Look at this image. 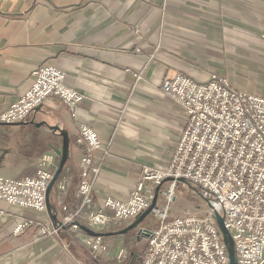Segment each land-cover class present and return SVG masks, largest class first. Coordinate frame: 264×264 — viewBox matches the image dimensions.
I'll return each instance as SVG.
<instances>
[{"label":"crops","instance_id":"1","mask_svg":"<svg viewBox=\"0 0 264 264\" xmlns=\"http://www.w3.org/2000/svg\"><path fill=\"white\" fill-rule=\"evenodd\" d=\"M47 63L63 69L66 83L85 98L76 118L52 96L23 123L0 122V174L33 175L39 157L63 143L52 125L67 129L70 156L51 192L62 220L59 197L70 207L81 202L82 151L75 146L81 122L102 142L93 189L101 207L107 196L128 198L145 166L171 161L187 111L162 91L165 78L218 73L239 90L264 95V0H1L0 114ZM59 161L57 154V167ZM22 218L55 226L47 209L0 199V264H133L140 255V236L130 231L105 235L108 248L93 256L84 231L63 227L36 239L38 225L13 232Z\"/></svg>","mask_w":264,"mask_h":264},{"label":"built area","instance_id":"2","mask_svg":"<svg viewBox=\"0 0 264 264\" xmlns=\"http://www.w3.org/2000/svg\"><path fill=\"white\" fill-rule=\"evenodd\" d=\"M161 89L183 103L187 111L170 163L165 167L145 166L128 198L107 196L103 206L97 207L93 189L101 166L94 161V154L102 142L91 125L81 122L76 128L75 145L82 151L78 183L81 202L70 207L59 197L63 224L81 229L78 221L97 231H108L113 224L131 221L146 210L155 197L154 186L161 184L159 194L170 200L177 182L184 178L199 189L206 210L169 217L167 208L159 203L153 207L158 223L146 236L147 247L140 264H231L216 212L222 214L232 234L238 263L264 264V95L239 90L218 73L206 80L177 73L165 78ZM52 96L63 100L71 118H76L77 106L85 98L82 91L66 83L63 69L47 63L34 71L29 87L0 114V122L25 120ZM56 160L55 151L45 152L37 161L34 175H0V198L14 205L46 210L47 188ZM59 187L63 192L66 183L61 181ZM33 225L39 226L36 239L58 234L63 228L22 218L13 232L20 233ZM84 243L93 256L108 248L103 235L86 234Z\"/></svg>","mask_w":264,"mask_h":264},{"label":"water","instance_id":"3","mask_svg":"<svg viewBox=\"0 0 264 264\" xmlns=\"http://www.w3.org/2000/svg\"><path fill=\"white\" fill-rule=\"evenodd\" d=\"M1 2V0H0ZM38 107H36L37 109ZM27 120V119H26ZM26 120H22V121H18L17 123H23ZM52 128L54 130H59L61 135L63 136V143L61 146H54V149L56 151V153L60 156V161H59V165L57 167V169L55 170L54 176L48 186V190H47V210L50 212V215L52 217V219L54 220V224L55 226H63L64 228L67 227V225L63 224V221L58 217L57 212L55 213L54 211H56L55 205L53 203V197L51 196V192L56 184V182L59 180L61 173L65 167V164L67 162V160L69 159L70 156V143H71V137L69 135V132L67 129L60 127L59 125H52ZM168 180V179H167ZM180 180L184 181L185 183H188V180L181 178ZM191 186V184H190ZM160 187L161 184H159L156 187V191H155V197L153 199L152 204L146 209L144 210L141 214H139L138 216H136L132 222H130L127 226L117 229V230H111V231H97L89 226H87L86 224L80 223L77 221V223L88 233L91 235H108V234H116V233H124V232H128L129 230L132 229H136L139 228V230L141 232H144L145 235L147 236L149 234V232L151 231V228L149 227H140V225L145 221V219L153 212V207L157 206V202H158V197H159V193H160ZM215 218H216V222L223 234V238L224 241L227 245L228 251H229V255H230V259H231V264H239L237 257H236V251H235V241L232 237V234L230 233V231L227 229L225 223H224V217L222 216V214H220L219 212H216L215 214Z\"/></svg>","mask_w":264,"mask_h":264},{"label":"rangeland","instance_id":"4","mask_svg":"<svg viewBox=\"0 0 264 264\" xmlns=\"http://www.w3.org/2000/svg\"><path fill=\"white\" fill-rule=\"evenodd\" d=\"M0 175H2V174H0ZM3 176L17 177V178L24 177V176H8V175H3ZM26 176H30V175H26ZM165 183H168V182H165ZM58 188H59V190H61L59 185H58ZM47 190H48V188H47ZM0 199H3V198H0ZM3 200H5V199H3ZM158 203H159V206H161L163 208H167V212H168L169 217H173V216L178 215V214H185V213H192V212L203 213L207 208V203L201 197V195L199 193V189L195 188V187H191L190 184L185 183L183 181L177 182L176 187L174 189V196L172 197V199L168 200L167 197H164L162 194L161 195L159 194L157 204ZM36 211H38V210H36ZM130 222H132V220L131 221L123 220L117 224H113L112 227L110 228V231L123 228V227L127 226ZM157 223H158L157 215L153 211L145 219V221L140 225V227H149L150 228L152 226H155ZM76 230H81V231H84L86 234H88L82 227H81V229H76ZM129 231L131 233H136L137 235L140 236L141 240H140V243L138 244L137 250L141 255V253H143L147 247L146 235L144 232H141L139 230V228L132 229ZM83 243H84V239H83ZM140 255L136 258V260L133 261V264H140V262H141Z\"/></svg>","mask_w":264,"mask_h":264}]
</instances>
